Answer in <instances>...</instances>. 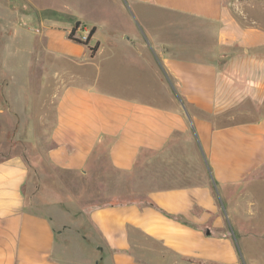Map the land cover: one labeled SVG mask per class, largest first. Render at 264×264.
Returning a JSON list of instances; mask_svg holds the SVG:
<instances>
[{
	"label": "crops",
	"instance_id": "crops-1",
	"mask_svg": "<svg viewBox=\"0 0 264 264\" xmlns=\"http://www.w3.org/2000/svg\"><path fill=\"white\" fill-rule=\"evenodd\" d=\"M20 1L0 0V124L12 122L42 159L0 160V264H92L82 251L69 258L47 209L60 191L49 180L70 174L78 192L94 181L109 200L124 198L88 213L93 264H264L262 195L246 192L264 180L256 0H121L147 28L161 21L148 29L156 61L133 40L99 61L97 27L84 45L69 38L73 26L53 25L73 13L85 37V0ZM112 3L105 17L133 20ZM35 21L38 40L26 28Z\"/></svg>",
	"mask_w": 264,
	"mask_h": 264
},
{
	"label": "rangeland",
	"instance_id": "rangeland-1",
	"mask_svg": "<svg viewBox=\"0 0 264 264\" xmlns=\"http://www.w3.org/2000/svg\"><path fill=\"white\" fill-rule=\"evenodd\" d=\"M15 4L22 5V8L24 5H26L25 2H21L20 0H13ZM46 0H37L39 4H44ZM59 1V0H58ZM86 4L83 5V10L86 12L87 20H81V23L86 26V29L81 30L77 33L79 37H82L83 35L89 36L91 31L97 27V32L95 34V37L90 42V46L94 47L97 44H100L102 47V52L100 53L99 61H102L103 59L107 58L110 55V47L116 45V46H124L123 40H133V42H136L138 44H145L148 48V52H150L149 57L153 59V61L157 60L158 51H154L150 41H152V38L149 34L148 29H156L158 25H161L160 22L152 21L151 26L147 28L145 24L142 22H138L136 17L134 16V13L132 12L127 5L121 1L119 2V8L123 9L125 8L127 14L132 16L133 20L131 18H109L105 16H111L112 15V7L113 3L111 1H107L106 3H99V0H85ZM101 2H104V0H101ZM24 12H27V10H23ZM253 12V11H252ZM256 16L260 18L262 21V24H264V0H256ZM75 14L70 13L68 15L63 14L62 16H58L60 20H57L56 22H52L53 25L65 29L72 27V30L78 23L76 19L74 18ZM152 15V14H149ZM131 21L133 22L131 24ZM92 22V23H91ZM39 23L38 21L29 23V26L26 27L29 28L31 31L35 32L34 39L38 40V36L40 33H37L36 31L39 29ZM36 30H33L35 29ZM24 28L25 27H21ZM117 30L119 33L115 34L110 31ZM71 30V31H72ZM126 31V33H124ZM32 32V35H33ZM124 33V36H121V34ZM138 33V35H137ZM183 33H186L189 35L188 30H184ZM94 35V34H93ZM139 36V37H138ZM76 38H78L75 35ZM136 37V38H135ZM80 39V38H78ZM88 45V44H87ZM121 48V47H120ZM122 52V51H121ZM128 53V52H127ZM93 66H91L90 71L92 72ZM120 72V71H118ZM3 98V97H2ZM2 103L5 107L6 103L4 102V98L2 99ZM14 153H22L28 158H37L40 159L41 156L37 157V150L35 147H29L28 142L25 140L24 137H20V139L16 140L13 130V123H9L6 125L0 124V160L4 159L5 157L12 155ZM42 159V158H41ZM44 160V159H43ZM44 165V164H43ZM31 170L32 177L34 176V170L33 166ZM57 173L54 174L56 176ZM58 176V175H57ZM49 183L53 184L54 187H57L58 192H51L53 193L50 198H48V203L51 211L56 215L55 218V226L58 225V229H60L62 232L66 233V236L68 237V241L66 242L67 250H68V256L70 257H77V255L80 254L82 251L84 254L92 257L88 258L89 261L93 264L95 261V247L92 246L91 249L90 246L85 243V241L82 238V235L86 234L88 231L90 233H94L92 230V227H90L89 223L86 221L88 218L89 211L98 205H104L109 202H116V201H123L124 198L118 199V200H109L110 198L106 197L105 194L101 192H97L99 190V185L94 181H81L82 186L87 185L89 192H78V181L77 176L75 175H61L58 177V179L55 177L54 182L49 180ZM237 192H240L239 190ZM246 192H261V199L257 201L259 203L260 207L256 209L254 207L257 215H256V233L260 232L261 229L264 227V180L258 181L257 183L251 184V187ZM31 193L27 192L28 202H31ZM50 193V194H51ZM261 213V215H260ZM248 218L252 219L254 218L252 215L248 216ZM61 222V223H60ZM60 223V224H59ZM250 226V225H249ZM247 226V227H249ZM235 238L240 239L241 235L236 234ZM240 244L243 245V242L239 240ZM59 245V244H58ZM60 255V254H58Z\"/></svg>",
	"mask_w": 264,
	"mask_h": 264
},
{
	"label": "trees",
	"instance_id": "trees-1",
	"mask_svg": "<svg viewBox=\"0 0 264 264\" xmlns=\"http://www.w3.org/2000/svg\"><path fill=\"white\" fill-rule=\"evenodd\" d=\"M79 26H80V23L78 22V23L76 24V26L74 27V29L69 33V38H70L71 40H73V41H76V42L80 43V44L87 45V44H88V40H89L90 37L95 33V28L91 31V33H90V35L88 36L87 40H86V41H83V40L78 39V38L75 37L76 31H77V29L79 28ZM98 47H99V45L97 44L96 46L90 48V51H91V54H92V55H95V53H96ZM2 99H3V98H2ZM4 102H5V100H4Z\"/></svg>",
	"mask_w": 264,
	"mask_h": 264
},
{
	"label": "built area",
	"instance_id": "built-area-1",
	"mask_svg": "<svg viewBox=\"0 0 264 264\" xmlns=\"http://www.w3.org/2000/svg\"><path fill=\"white\" fill-rule=\"evenodd\" d=\"M36 32H37V33H39V32H40V30L38 29ZM87 38H88V36H85V37H82V38H80V39H81V40H83V41H86V40H87Z\"/></svg>",
	"mask_w": 264,
	"mask_h": 264
}]
</instances>
